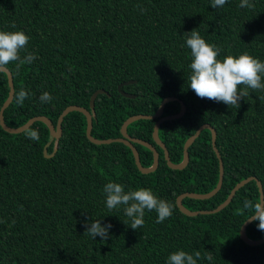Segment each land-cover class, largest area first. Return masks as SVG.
<instances>
[{
  "label": "trees",
  "instance_id": "trees-1",
  "mask_svg": "<svg viewBox=\"0 0 264 264\" xmlns=\"http://www.w3.org/2000/svg\"><path fill=\"white\" fill-rule=\"evenodd\" d=\"M212 0H0V31H23L29 36L21 59L13 62L14 96L29 93L23 106L15 102L4 110L5 124L17 128L36 116L55 126L61 112L77 105L87 110L93 102L90 135L105 140L120 137L122 122L133 115H153L165 97L162 116L180 118L163 122L158 139L169 161L178 164L182 145L203 124L215 132L214 146L223 168L219 190L209 199L183 198L189 210H208L224 201L240 180L253 177L261 185L264 202V90L250 91L240 107L201 99L190 89L192 57L186 38L193 29L220 50L218 59L242 53L264 62V0H227L218 8ZM143 10V11H142ZM14 26V27H13ZM133 98L122 97L117 87ZM264 82V75H262ZM5 73L0 72V108L8 96ZM49 92L53 99L41 103ZM153 120H137L126 127L131 138L147 142L158 154L156 169L141 174L130 150L120 143L94 145L86 139V120L79 112L64 117L62 135L50 140L48 128L35 122L39 140L9 134L0 127V264H167L169 255L183 250L200 258L197 264H264V243L244 244L238 230L251 211L246 200L258 201L254 181L239 188L219 212L187 216L175 205L181 193L204 194L214 188L217 159L210 133L202 130L187 148L188 162L169 169L162 150L153 143ZM139 163L147 168L151 152L133 144ZM120 183L125 191L150 189L173 205L172 215L157 223L155 210H145L144 225L133 230L124 206L109 211L104 186ZM100 220L111 224L108 240L95 239L85 225ZM252 221L245 229L249 240L264 238ZM212 256L209 261L206 257Z\"/></svg>",
  "mask_w": 264,
  "mask_h": 264
},
{
  "label": "clouds",
  "instance_id": "clouds-1",
  "mask_svg": "<svg viewBox=\"0 0 264 264\" xmlns=\"http://www.w3.org/2000/svg\"><path fill=\"white\" fill-rule=\"evenodd\" d=\"M227 0H212L211 7H222ZM241 7H254L249 0H241ZM143 11V10H142ZM14 27V26H13ZM29 42V36L23 31L6 32L0 31V70L19 61L16 64L17 69L21 64H31L37 57L33 53H28L21 59V51L26 49ZM186 45L190 49L191 75L189 79L190 89L201 99H209L215 102L224 103L229 108H239L240 101L250 95V91L255 92L264 90V62L249 55L242 53L238 56L227 55L222 60L218 59L220 50L207 43L198 32L194 29L186 38ZM29 97V93L21 88L15 94V102L23 106L24 101ZM41 103L52 101V95L45 91L39 97ZM259 99H264L260 97ZM27 138L38 141V130L25 128ZM106 194V206L109 211L124 206V214L130 218V223L123 221L133 230H137L144 225L145 210L157 213V223H162L172 215L173 205L157 196L146 188L138 190L125 191L120 183L109 182L104 186ZM244 209L250 210L253 221H258V229L264 231V202L257 201L253 203L246 200L243 205ZM112 225L101 224L100 220L92 221L85 225V232L90 234L94 239L99 236L101 240H108L110 228ZM196 258H200V252L195 253ZM193 255L183 250L173 252L167 259V264H197V259ZM209 261L212 256L206 257Z\"/></svg>",
  "mask_w": 264,
  "mask_h": 264
},
{
  "label": "water",
  "instance_id": "water-1",
  "mask_svg": "<svg viewBox=\"0 0 264 264\" xmlns=\"http://www.w3.org/2000/svg\"><path fill=\"white\" fill-rule=\"evenodd\" d=\"M0 72L5 73L6 77H7V82H8V96L7 99L5 100V102L3 103V105L0 108V127L2 128L3 131H5L6 133L9 134H19L24 132L25 128H29L31 127L35 122H41L43 123L49 130L50 133V140L51 141H55L54 144V151L52 154L48 155L47 154V146L49 145L46 144L43 148V155L45 158H49L51 156H53V154L56 152L57 150V141L60 139L61 135H62V129H61V125L63 122V119L65 116H67L69 113L71 112H79L81 113L86 120V130H85V135H86V139L94 144V145H103V144H110V143H120L122 145H124L125 147H127L132 155L133 158V162L135 167L137 168V170L141 173V174H148L153 172L158 164V154L156 152V150L154 149V147L152 145H150L147 142L141 141L139 139L136 138H131L127 133H126V127L132 123L135 122L137 120H153L155 119V122L153 123L152 126V130H151V139L153 141V143L155 145H157L163 153V159L165 161L166 166L171 169V170H181L183 169L187 162H188V153H187V148L192 144V142L198 137L199 133L202 130H208L210 133V144L212 147V151L217 159V164H218V177H217V181L216 184L214 186L213 189H211L209 192L204 193V194H196V193H181L179 194L176 198H175V205L178 208V210L183 213L184 215L187 216H194L197 214H206V213H213V212H219L220 210H222L226 205H228V203L231 202V199L234 195V193L241 188L242 186H244L245 184H247L250 181H254L255 187L257 189V193H258V201H262L263 202V194H262V189H261V185L260 183L257 181V179L253 178V177H247L243 180H240L239 182H237L229 191L227 197L224 199L223 202L217 204L214 208L212 209H208V210H189L186 207H184L181 203L183 198H190V199H195V200H206L211 198L220 188L221 186V182H222V175H223V168H222V163L220 160V156L218 154V151L216 150L215 146H214V141H215V132L214 130L208 126L207 124H203L200 125L195 131L194 133L189 136L183 143L182 145V159L178 164H173L169 161V157H168V152L165 149L164 145L161 143V141L158 139L157 136V131L159 126L166 121H171V120H175L177 118H180L184 111H185V107L184 104L182 102H178L179 104V110L176 114H172V115H166V116H162V112H163V108L164 105L168 102L171 101H175V98L172 97H165L161 100V102L159 103L156 111L153 113V115H133L130 116L128 118H126L122 124L120 125L119 128V134L120 137L118 138H114V139H105V140H98V139H94L92 138V136L90 135L91 132V121L92 119H94L93 117V102L94 99L96 98V96L98 94H105L104 91L102 90H96L94 91L88 100V110L84 107H80L77 105H71L66 107L61 114L59 115L56 125L54 126L51 122L50 119H48L45 116H36L33 117L31 119H29L25 124H23L20 127L17 128H11L8 127L5 124L4 121V117H3V113L4 110L10 105V103L13 100V96H14V85H13V79H12V75L9 72V70L6 68L5 70H0ZM129 83H133V81H128L127 83H122L119 84L117 87V91L118 93L125 98H133V95H129L126 93H123L120 88L121 86L125 85V84H129ZM133 144H138L146 149H148L151 152L152 155V163L149 167L144 168L140 165L139 163V158H138V153L136 151V149L134 148ZM253 220L251 218H247L245 221H243V223L241 224V226L239 227L238 230V236L239 239L246 245L248 246H258L260 244L264 243V238L258 239V240H249L246 235H245V229L246 227L252 222Z\"/></svg>",
  "mask_w": 264,
  "mask_h": 264
}]
</instances>
